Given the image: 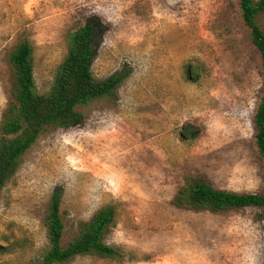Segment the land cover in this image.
<instances>
[{
	"label": "rangeland",
	"instance_id": "rangeland-1",
	"mask_svg": "<svg viewBox=\"0 0 264 264\" xmlns=\"http://www.w3.org/2000/svg\"><path fill=\"white\" fill-rule=\"evenodd\" d=\"M87 20L96 32L95 79L130 76L112 97L79 107L80 126L50 128L25 154L0 193V264L40 262L58 187L62 247L112 205L105 242L121 254L66 264H264V208L213 214L173 205L196 174L220 190L264 195L254 139L264 73L239 0H0V123L14 101L15 46L30 41L35 88L45 94L68 33ZM258 23L264 29V15ZM186 128L196 137L182 140Z\"/></svg>",
	"mask_w": 264,
	"mask_h": 264
},
{
	"label": "trees",
	"instance_id": "trees-1",
	"mask_svg": "<svg viewBox=\"0 0 264 264\" xmlns=\"http://www.w3.org/2000/svg\"><path fill=\"white\" fill-rule=\"evenodd\" d=\"M242 23L261 59L264 73V29L258 23L264 15V0H239ZM69 48L51 89L39 94L35 88L32 45L28 39L20 41L9 56L12 72L14 101L5 109L0 123V193L16 176L25 154L44 132L53 129H70L80 126L84 116L78 110L92 102L112 97L130 76L131 70L97 81L92 72L96 57V32L91 20L68 33ZM193 82L199 76L187 66ZM195 75V76H194ZM255 147L263 162L264 177V86L254 116ZM196 132L185 129L181 139L195 138ZM63 189L53 192L44 225L48 249L38 264H66L84 256L100 259L121 257L118 249L105 242L107 231L115 225L116 208L103 207L89 222L79 227V235L62 247L64 223L61 217ZM173 205L178 209L220 214L244 208H264V195L234 193L213 186L203 174L188 175L178 188Z\"/></svg>",
	"mask_w": 264,
	"mask_h": 264
}]
</instances>
